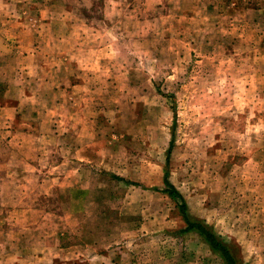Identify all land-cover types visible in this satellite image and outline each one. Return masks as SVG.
<instances>
[{"label":"rangeland","instance_id":"rangeland-1","mask_svg":"<svg viewBox=\"0 0 264 264\" xmlns=\"http://www.w3.org/2000/svg\"><path fill=\"white\" fill-rule=\"evenodd\" d=\"M31 44L61 89L84 80L69 121L86 156L30 116L50 107L24 68ZM7 91L0 264H223L153 190L165 171L189 219L237 264H264V0H0Z\"/></svg>","mask_w":264,"mask_h":264},{"label":"crops","instance_id":"crops-1","mask_svg":"<svg viewBox=\"0 0 264 264\" xmlns=\"http://www.w3.org/2000/svg\"><path fill=\"white\" fill-rule=\"evenodd\" d=\"M23 49H26V55L21 56V58H24L25 60V69L27 73L30 75H34L40 82H41V88L42 90L45 91L41 94V98L46 100V105L50 106L47 108H44L39 114L32 115L30 114L31 117H37L36 119L39 121H42V123L47 122V126L43 128L42 132V137L44 136V133L47 134L46 138L51 139V146L52 148H57L56 147V142L55 138L59 139V144H60V149L66 151L67 155L71 157L76 151L82 150L83 152L80 153L81 156H86V148L82 146L80 143L82 140L80 139V134L79 132L80 127L77 128L76 125L71 126V122L69 121V118H71V115L69 114L71 105L75 107V102L76 99H83L85 96V92L83 91L84 89V80L82 79L81 81H75L71 85L69 83V90L71 91H66L65 89H61L60 87V72L59 69L54 66V65H49L48 61H45V64H41L37 60V54H35V49L37 45L34 46V44H31L30 46H23ZM25 51V50H24ZM28 51H31L30 53ZM8 67V66H4ZM17 68V66H16ZM26 75L25 77H21L23 80H28V82L31 81L29 75ZM13 82V80H12ZM11 82L9 81V84ZM11 85V84H10ZM58 86V87H57ZM10 88V86H9ZM62 90V93L60 92ZM9 91V90H8ZM7 92H5L2 96V103H1V115H5L6 117H9V121L11 122H17L19 119V114L18 112H15L17 109H19L18 103L16 100L9 98L7 96ZM59 92V98H51L53 94H56ZM39 94V93H38ZM37 94V95H38ZM22 95H25L24 93ZM25 98V97H24ZM24 98H18V100L23 101ZM63 98V99H62ZM54 99V100H51ZM85 100V99H83ZM72 101V103H71ZM66 108V110H65ZM74 109V108H73ZM13 113V115H12ZM82 114V113H81ZM78 117V116H77ZM85 114L81 115L79 122L81 123H87L85 120ZM27 123V122H26ZM26 127L25 129L20 130V132L24 135L28 136L29 130H31L30 125L28 124L29 128L27 127V124H24ZM19 129V128H17ZM40 133V132H39ZM31 134V133H30ZM44 138V137H43ZM64 139V140H63ZM70 140L69 142L67 140ZM67 141V142H66ZM8 142V141H7ZM63 143V144H62ZM6 142L4 143V145ZM57 144V145H59ZM81 145V146H80ZM24 149H27V144H21ZM50 146V142H43V147L45 149ZM33 154H35V157L37 154H40V152L36 151ZM79 149V150H78ZM69 157L66 158L67 163H72L69 161ZM37 158V157H36ZM28 159V158H27ZM38 159V158H37ZM22 161V158H21ZM29 164V161H27ZM21 178H23L22 173L17 174ZM54 179V178H53ZM52 179V180H53Z\"/></svg>","mask_w":264,"mask_h":264},{"label":"trees","instance_id":"trees-1","mask_svg":"<svg viewBox=\"0 0 264 264\" xmlns=\"http://www.w3.org/2000/svg\"><path fill=\"white\" fill-rule=\"evenodd\" d=\"M162 187L160 189L154 188V191H158L175 202L178 213L180 214L184 228L182 232H195L202 240L207 244L209 249L216 253L222 260L223 264H237L233 258L229 248L222 242L211 230L202 222L191 220L186 214V206L181 199L180 194L174 189V187L167 180V173L164 172L162 176Z\"/></svg>","mask_w":264,"mask_h":264}]
</instances>
